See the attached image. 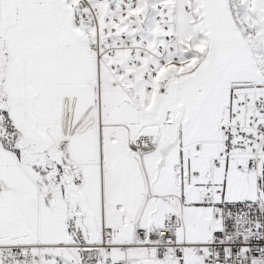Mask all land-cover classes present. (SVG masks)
I'll return each instance as SVG.
<instances>
[{
	"label": "snow or ice",
	"instance_id": "6c2138e0",
	"mask_svg": "<svg viewBox=\"0 0 264 264\" xmlns=\"http://www.w3.org/2000/svg\"><path fill=\"white\" fill-rule=\"evenodd\" d=\"M0 264H264V0H0Z\"/></svg>",
	"mask_w": 264,
	"mask_h": 264
}]
</instances>
